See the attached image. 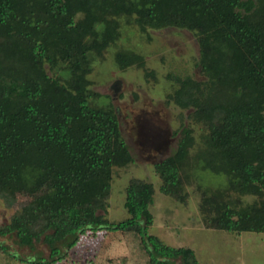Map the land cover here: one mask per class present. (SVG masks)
<instances>
[{
	"label": "trees",
	"instance_id": "16d2710c",
	"mask_svg": "<svg viewBox=\"0 0 264 264\" xmlns=\"http://www.w3.org/2000/svg\"><path fill=\"white\" fill-rule=\"evenodd\" d=\"M121 18L142 32L184 29L197 41L203 80L170 77L175 89L166 104L187 111L188 125L181 123L173 154L153 165L159 192L187 203L191 125L197 124L204 131L196 156L201 169L225 178L222 187L199 189L204 226L264 233V0H0V167L51 133L75 146L50 190L25 201L0 227V237L14 235L19 246L42 241L50 248V261L32 264L55 263L86 231L103 230L137 234L149 264H199L191 249L148 234L152 184L129 180L127 219L114 223L100 214L106 213L112 169L128 166L133 157L111 106L90 105L89 57L101 56L118 39ZM115 60L120 69L144 65L130 52ZM2 197L8 207L16 202Z\"/></svg>",
	"mask_w": 264,
	"mask_h": 264
},
{
	"label": "rangeland",
	"instance_id": "374dc122",
	"mask_svg": "<svg viewBox=\"0 0 264 264\" xmlns=\"http://www.w3.org/2000/svg\"><path fill=\"white\" fill-rule=\"evenodd\" d=\"M118 21V39L109 44L101 56L90 54L87 90L92 107L111 106L114 110L133 162L124 168L112 169L106 213L100 214L114 223L127 219L125 189L130 179L137 178L154 188L149 207L153 216L149 235L156 236L167 246L191 249L199 264H264V233L237 234L204 226V215L199 210V189L222 187L225 178L203 171L196 159L204 147V131L199 125H191L195 145L191 150L192 179L185 188L187 203L180 204L159 192L160 181L153 172V165L173 154L183 135L181 123L188 125L187 111L172 103L166 104L167 95L175 89L170 77L203 80L197 67L195 35L173 27L142 32L136 25L127 24L124 18ZM121 52L141 56L144 65L120 69L115 57ZM54 74L62 79L69 77L67 71ZM114 84L116 88L112 87ZM74 148L73 144L58 140L51 133L27 154L0 167V227L9 224L25 201L50 190L54 175L66 169L68 152ZM3 195L16 202L8 207ZM246 200L251 201V198ZM0 246L5 248L0 249V264L50 261V248L42 241L29 248L19 246L16 237L9 235L0 237ZM59 256L62 258L52 264H149L137 234L106 230L86 231L73 247Z\"/></svg>",
	"mask_w": 264,
	"mask_h": 264
},
{
	"label": "flooded vegetation",
	"instance_id": "af4514ba",
	"mask_svg": "<svg viewBox=\"0 0 264 264\" xmlns=\"http://www.w3.org/2000/svg\"><path fill=\"white\" fill-rule=\"evenodd\" d=\"M112 87H113V88H116L117 86H116V84H114Z\"/></svg>",
	"mask_w": 264,
	"mask_h": 264
}]
</instances>
